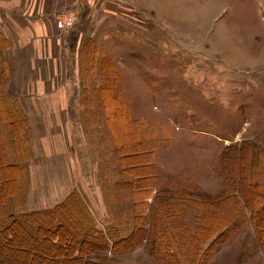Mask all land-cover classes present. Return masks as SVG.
Masks as SVG:
<instances>
[{"label": "rangeland", "instance_id": "obj_1", "mask_svg": "<svg viewBox=\"0 0 264 264\" xmlns=\"http://www.w3.org/2000/svg\"><path fill=\"white\" fill-rule=\"evenodd\" d=\"M80 1L51 18L57 32L50 44L58 50L49 53L44 68L28 60L31 47H19L32 38L23 11L29 0H0L7 94L18 99L32 123L33 158L25 164L28 211L53 208L77 194L82 203L74 200L75 210L85 207L89 213L81 224L120 238L124 210L133 202L119 178L116 146L136 149L159 136L165 144L161 140L153 152V163L162 185L191 179L210 195L240 190L248 198L246 223L202 246V264H264V235L261 240L251 219L259 206L264 223V0H115L106 9ZM71 12L75 24L59 29L60 16ZM57 41L66 43V53ZM77 41L75 57L69 48ZM55 58L67 68L57 69ZM39 70L52 74L50 87L37 84L40 93L61 89L56 100L35 94ZM41 112L45 116H33ZM48 115L47 126L42 119ZM188 210L197 227L201 212ZM218 211L207 213L191 241L206 238L208 228L222 222ZM92 257L111 264H163L145 243L118 252L110 244Z\"/></svg>", "mask_w": 264, "mask_h": 264}, {"label": "trees", "instance_id": "obj_2", "mask_svg": "<svg viewBox=\"0 0 264 264\" xmlns=\"http://www.w3.org/2000/svg\"><path fill=\"white\" fill-rule=\"evenodd\" d=\"M6 49L0 35V264H111L105 258L92 256L107 252L110 244L118 252L143 243L150 255L159 256L163 264H202V246L214 238L222 239L246 223L245 209L249 203L240 190L213 196L195 187L191 179L162 185L153 163V152L161 147V140L165 144L159 136L136 149L116 146L121 157L119 178L133 202L131 208L124 210L125 232L120 238L104 236L81 224L89 213L85 207L83 211L75 210L74 200L82 203L77 194L75 199L68 197L53 208L29 212V168L25 164L33 158L31 130L18 99L7 94L10 69ZM122 113L123 110L116 112ZM124 116L128 120L127 113ZM248 186L259 199L258 189L252 183ZM153 189L157 190L155 195L151 194ZM188 208L201 212L197 227L192 222L195 213ZM218 210L222 222L209 227L204 233L206 238L195 237L191 241L194 232L204 227L207 213L216 215ZM232 213L238 216L234 222ZM251 219L259 237L264 235L259 206L251 212Z\"/></svg>", "mask_w": 264, "mask_h": 264}, {"label": "crops", "instance_id": "obj_3", "mask_svg": "<svg viewBox=\"0 0 264 264\" xmlns=\"http://www.w3.org/2000/svg\"><path fill=\"white\" fill-rule=\"evenodd\" d=\"M90 2V4L92 3L93 6L95 7H105V9L108 7V5L113 4L115 2V0H88ZM81 1L80 0H29V4L28 7H26L24 5L23 11L24 14L28 17V23H30V29L31 32L29 35L32 36V38L30 40L27 41H21L19 44V47L21 48H28L31 47L30 51H29V56L28 58H26V60L28 59L29 61H35L37 66L39 65L40 61L41 63H44V68H48L49 64L47 63V61L49 62L50 60L49 58V53L52 51V53H54V51H57L58 48L51 46L50 42L54 40L53 37V32H57L56 28L54 26H51V18L54 17L55 15H57V13L62 10L64 7H66V4L69 5H75V4H79ZM11 8H13V6H11ZM97 8L91 9L88 11V13L93 12L94 10H97ZM14 9H16L14 7ZM83 8L79 7L78 8V15L81 16V14H83ZM49 19V20H48ZM19 35V34H18ZM77 39L79 38V34H77ZM56 45V44H54ZM74 47L69 48L70 52L74 53V56L77 57V51L79 49L80 43L79 41L75 42V44H73ZM57 47H59V51L60 53H66V51L68 50V46H66V43H62L60 41H57ZM55 61V66L57 69H59V67H66L67 66L65 64H62V61L60 60V58H55L52 60V63ZM74 66H73V70H75L74 74V79L75 76L77 75V67H78V60L74 61ZM27 66H31L32 63H28L25 64ZM33 66V65H32ZM51 67L54 68V64L51 65ZM43 68V67H41ZM35 71V70H33ZM40 80H35L33 81L34 83H36L35 86V94H39V96L44 99H57L59 98L60 94H61V89H56L53 90L52 88L50 90H48L45 94H41L40 93V88L41 87H37L38 83H43V84H48L50 87V84L52 83V74L48 75V74H44L42 73L40 70ZM42 75H45L46 77H42ZM25 83V80H24ZM23 87V86H22ZM36 107V106H35ZM63 108V107H62ZM34 109L37 110V108H29V110ZM61 109V105L58 104L56 105V107L54 109H52L53 114L55 115V113H57L59 110ZM27 115V112H26ZM34 115H42L45 116V113L41 112L40 114H33ZM38 117V116H37ZM27 120H28V124L29 127L32 129V123L30 121L29 116L27 115ZM43 124L45 125H49L51 123V120L49 119V115L48 117H44L42 119ZM45 209V208H44Z\"/></svg>", "mask_w": 264, "mask_h": 264}, {"label": "built area", "instance_id": "obj_4", "mask_svg": "<svg viewBox=\"0 0 264 264\" xmlns=\"http://www.w3.org/2000/svg\"><path fill=\"white\" fill-rule=\"evenodd\" d=\"M70 15V16H69ZM76 20V14L75 13H70L68 15H61L60 18L58 19L57 26L59 29H66V28H71L75 23Z\"/></svg>", "mask_w": 264, "mask_h": 264}]
</instances>
